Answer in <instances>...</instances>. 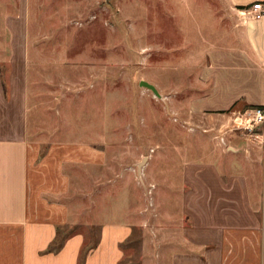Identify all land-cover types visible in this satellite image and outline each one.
<instances>
[{
    "label": "rangeland",
    "instance_id": "obj_1",
    "mask_svg": "<svg viewBox=\"0 0 264 264\" xmlns=\"http://www.w3.org/2000/svg\"><path fill=\"white\" fill-rule=\"evenodd\" d=\"M238 20L228 0H0V58L15 42L23 74L32 78L24 108L28 137L40 142L41 154L52 143L76 142L104 156L103 164L72 175L84 197L71 201L100 204L102 213L113 204L137 211L146 204L157 237L181 235L167 242L170 251L194 250L190 216L181 214V205L188 212L198 197L190 194L189 166L203 172L216 154L228 153L221 138L255 128L244 127L252 108L243 106L235 120L203 104L236 66ZM10 72L11 63L0 60L7 100ZM228 156L219 157L218 167L238 171L241 155ZM260 170L251 165L255 176ZM158 211L166 217L159 220ZM83 229L85 251L98 226ZM169 255L159 264H170ZM131 260L140 264L139 252Z\"/></svg>",
    "mask_w": 264,
    "mask_h": 264
},
{
    "label": "crops",
    "instance_id": "obj_2",
    "mask_svg": "<svg viewBox=\"0 0 264 264\" xmlns=\"http://www.w3.org/2000/svg\"><path fill=\"white\" fill-rule=\"evenodd\" d=\"M254 1L228 0L239 18L234 28L238 47L231 55L236 66L226 79L220 76L205 97L203 104L212 111L234 115L243 106L264 107V17L248 15ZM15 44L2 48L7 57L0 58L11 63L8 100L0 79V264H78L89 238L83 225L98 226L84 264H135L131 258L138 252L140 264H159L164 261L160 257L169 254L170 264H264V123L255 126L252 134L236 131L221 138L228 153L216 154L203 172L197 171L196 164L185 171L191 179L190 194L198 197L191 199V195L192 209L187 212L181 205V214L190 216L187 238L198 250L193 247L185 253L175 247L170 251L169 233L157 237L149 220L152 207L144 204L137 211L127 204H113L102 213L100 204L81 206L71 201L84 197L81 188L74 189L72 175L86 165L103 164L104 156L76 142L52 143L40 153V142L28 137L24 119L32 78L23 74ZM26 45L18 46L24 57ZM225 154L229 160L241 155L244 167L223 171L218 165ZM251 165L261 167L256 176ZM193 178L202 184L195 185ZM157 213L158 219L166 217ZM70 225L73 232L62 246L48 251L58 229ZM172 237L170 241H179L181 235Z\"/></svg>",
    "mask_w": 264,
    "mask_h": 264
},
{
    "label": "built area",
    "instance_id": "obj_3",
    "mask_svg": "<svg viewBox=\"0 0 264 264\" xmlns=\"http://www.w3.org/2000/svg\"><path fill=\"white\" fill-rule=\"evenodd\" d=\"M248 15L253 19H260L264 17V0L254 1L249 8ZM235 114V120L242 118L239 112ZM250 114L251 117L245 119L244 127L246 129L250 130L252 127L264 123V107L256 106L251 109Z\"/></svg>",
    "mask_w": 264,
    "mask_h": 264
},
{
    "label": "trees",
    "instance_id": "obj_4",
    "mask_svg": "<svg viewBox=\"0 0 264 264\" xmlns=\"http://www.w3.org/2000/svg\"><path fill=\"white\" fill-rule=\"evenodd\" d=\"M250 107H253V106H250ZM60 232L63 233L61 237L59 236L60 235ZM72 232H73V230H70L69 232H66L65 233L64 230H61V228L58 229V236L53 241V243L50 244V246L48 247L47 250L48 251L58 250L62 246L65 238L67 236H69ZM86 252H87V249L84 252H82V254L80 255L79 260H78V264H84Z\"/></svg>",
    "mask_w": 264,
    "mask_h": 264
}]
</instances>
